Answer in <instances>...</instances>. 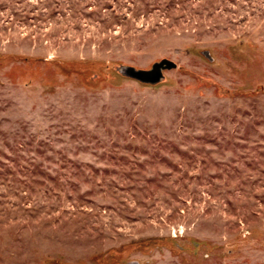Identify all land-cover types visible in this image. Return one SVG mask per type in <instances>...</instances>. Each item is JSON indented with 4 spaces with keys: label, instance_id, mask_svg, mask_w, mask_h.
Segmentation results:
<instances>
[{
    "label": "rangeland",
    "instance_id": "obj_1",
    "mask_svg": "<svg viewBox=\"0 0 264 264\" xmlns=\"http://www.w3.org/2000/svg\"><path fill=\"white\" fill-rule=\"evenodd\" d=\"M0 264H264V0H0Z\"/></svg>",
    "mask_w": 264,
    "mask_h": 264
},
{
    "label": "water",
    "instance_id": "obj_2",
    "mask_svg": "<svg viewBox=\"0 0 264 264\" xmlns=\"http://www.w3.org/2000/svg\"><path fill=\"white\" fill-rule=\"evenodd\" d=\"M176 68V65L166 59H162L151 65L149 70H136L133 67H122L120 73L128 78L138 81L142 84L155 85L163 79V72Z\"/></svg>",
    "mask_w": 264,
    "mask_h": 264
}]
</instances>
